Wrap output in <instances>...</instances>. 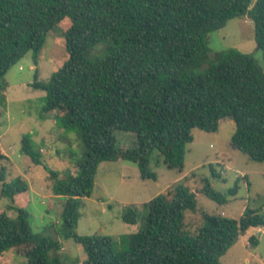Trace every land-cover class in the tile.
Here are the masks:
<instances>
[{"label":"trees","instance_id":"1","mask_svg":"<svg viewBox=\"0 0 264 264\" xmlns=\"http://www.w3.org/2000/svg\"><path fill=\"white\" fill-rule=\"evenodd\" d=\"M240 17L252 21L264 50V0H0V92L29 52L38 64L50 32L61 28L65 38L68 61L47 83L37 74L32 86L47 93L45 113L58 112L62 127L79 129L85 147L77 175L54 188L65 199L56 236L82 247L83 264H221L240 237L264 226V217L247 209L240 220L204 213L193 228L187 213L199 211L196 194L176 184L144 204L146 215L133 208L122 215L128 225L142 221L125 236L127 251H116L111 236L77 232L82 200L93 195L104 162H133L143 180H157L153 163L182 170L193 131L216 133L222 120L232 119V148L264 163V67L251 54L210 47L211 33ZM101 45L106 55L92 59ZM118 131L134 134L135 145L121 148ZM22 153L42 164V150L27 136ZM6 159L0 144V164ZM209 168L222 178L213 164ZM0 182L1 197L18 212L12 218L0 211V260L13 250L26 264H64L60 239L33 231L28 183L22 177L7 182L4 165ZM202 194L227 202L209 182ZM248 240L258 245L256 236Z\"/></svg>","mask_w":264,"mask_h":264},{"label":"rangeland","instance_id":"2","mask_svg":"<svg viewBox=\"0 0 264 264\" xmlns=\"http://www.w3.org/2000/svg\"><path fill=\"white\" fill-rule=\"evenodd\" d=\"M257 0H253L256 2ZM210 47L213 52L235 49L253 55L264 67V50L255 37V27L248 17L233 19L227 25L211 33ZM107 46L101 45L91 53L92 59L106 55ZM69 59L61 28L47 36L45 45L38 54L29 52L7 74L6 94L0 92V144L7 159L0 164L7 168V182L22 177L29 185L30 221L36 234L47 233L55 239L61 226V213L65 199L54 193L58 182L69 181L77 175L78 165L83 160L85 147L77 128L66 129L55 119L58 112L48 116L45 111L47 93L35 89L36 81L49 82ZM236 131L232 119H224L219 131L208 133L193 131L194 142L185 147L183 169H169L155 163L151 168L157 180H143L139 166L129 161L104 162L100 165L93 195L82 200L81 218L77 232L80 235H107L115 241V250L127 251L125 236L140 230L142 221L128 225L122 215L128 208L137 209L142 216L144 204L160 194L182 184L196 194L197 213H187V220L195 228L203 223V214H222L225 218L240 220L248 210L257 211L264 217V163H257L231 146ZM119 146L127 149L135 145V135L116 132ZM31 138L42 150V164L35 165L22 153L24 137ZM213 164L222 178L212 176L209 165ZM52 174H57L52 177ZM212 188L225 195L224 204H219L202 194L203 187ZM0 182V193L2 190ZM238 187L237 194L230 190ZM22 205L27 204L21 200ZM10 199L0 195V211H7L12 218L18 215ZM262 228L252 230L258 245L250 244L249 236L240 237L220 259L221 264H264V234ZM60 239V238H59ZM58 255L64 264H83L86 253L73 240L60 239ZM54 255V253H53ZM27 259L13 250L7 252L0 264H26Z\"/></svg>","mask_w":264,"mask_h":264},{"label":"crops","instance_id":"3","mask_svg":"<svg viewBox=\"0 0 264 264\" xmlns=\"http://www.w3.org/2000/svg\"><path fill=\"white\" fill-rule=\"evenodd\" d=\"M3 94H6V91H4L3 92ZM59 198H60V196H58ZM260 231V234H264V230H262V232H261V230H259ZM82 247L80 246V249H81ZM85 261V260H84Z\"/></svg>","mask_w":264,"mask_h":264},{"label":"water","instance_id":"4","mask_svg":"<svg viewBox=\"0 0 264 264\" xmlns=\"http://www.w3.org/2000/svg\"><path fill=\"white\" fill-rule=\"evenodd\" d=\"M261 228H262V230H264V226H262Z\"/></svg>","mask_w":264,"mask_h":264}]
</instances>
